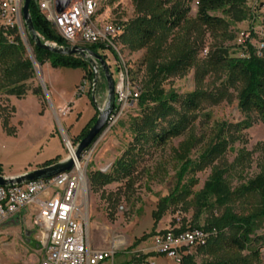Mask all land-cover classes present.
I'll return each mask as SVG.
<instances>
[{"label": "rangeland", "instance_id": "rangeland-1", "mask_svg": "<svg viewBox=\"0 0 264 264\" xmlns=\"http://www.w3.org/2000/svg\"><path fill=\"white\" fill-rule=\"evenodd\" d=\"M259 1V0H258ZM96 22L100 25L118 23L123 25L133 19L134 5L131 0H119L109 4L100 0ZM245 18L236 21L231 14L221 11L211 13L223 18L227 25L217 30H209L196 18L195 0L190 3V11L182 26L174 30L173 44L164 52L167 60L177 54L184 43L197 47L198 59H204L215 48H224L230 56H239L236 44L241 31H258L262 11L257 10L256 0L241 3ZM16 21V20H15ZM4 22L0 18V24ZM18 31L22 42L28 44L26 56L30 58L32 49L27 34L18 20ZM255 35V32H253ZM257 35V34H256ZM251 40L254 43L258 36ZM105 61L115 80L120 64L129 69L133 81L142 85L146 78L143 64L145 49L131 52L118 38L114 47L104 46ZM33 57V54H32ZM31 60V59H30ZM33 75L26 82L27 92L16 97L0 90V172L4 176L19 175L40 168L46 161L56 160L65 155L79 140L77 136L95 114V108L87 97L91 83L86 79V86L80 92L81 69L53 68L48 62L40 65L34 57L31 60ZM35 64V67H34ZM222 76L208 73L203 83L197 86L195 69L190 68L181 76H170L163 82L165 91L172 90L178 95H185L195 90L225 94V99L218 104L204 101L196 112V119L191 128L182 136L173 138L161 146L145 145L129 177L113 181L99 189L91 188L88 174L94 171L109 173L116 159L122 157L132 146L133 135L130 131L132 120L140 114L136 101L112 124L106 123L104 130L78 159L85 178V191L79 198V212L84 234L92 250H112L113 258L103 264H129L136 254H152L144 261L146 264H180L165 255L154 251V238L167 230L200 229L223 208L202 206L196 194L203 187L211 168L195 175L197 184L191 189V195L177 205H170L160 219L154 223L153 212L159 201L168 196L177 187L179 163L174 157L178 143L192 134L201 140L190 153L195 160L222 124H235L243 119L237 108L239 86L227 89L221 86ZM39 89L37 94L33 91ZM96 104L101 107L106 97V84L100 72L95 87ZM67 104L68 108L56 109L57 105ZM60 110V111H59ZM229 143L226 153L214 164L228 167L231 186L235 187L251 179L264 169V124L253 120L247 128H229ZM137 151H134L136 153ZM189 176H185L184 183ZM234 207V211H238ZM29 211L24 210L8 221H17L15 225L0 224V264H39L43 251L36 242L35 231L31 241L24 235L31 226ZM210 236L214 229L205 231ZM212 234V235H211ZM256 234L263 238L258 264H264V223L257 227ZM144 238V239H143ZM37 244V245H36ZM197 247L187 252L195 256L197 263L203 258L196 252ZM184 251L185 254L187 253Z\"/></svg>", "mask_w": 264, "mask_h": 264}, {"label": "trees", "instance_id": "trees-1", "mask_svg": "<svg viewBox=\"0 0 264 264\" xmlns=\"http://www.w3.org/2000/svg\"><path fill=\"white\" fill-rule=\"evenodd\" d=\"M107 1L114 4L119 0ZM131 1L135 15L123 25L118 41L131 52L145 49L143 64L146 68V78L140 85V95L136 100L140 114L130 124L132 146H129L122 157L116 159L109 173L94 171L88 174L91 188L99 189L113 181L129 177L137 157L142 149L147 147L145 145L161 146L173 138L182 136L193 125L197 117L196 112L204 101L218 104L225 99V94L220 91L209 93L195 90L185 95H178L172 90L165 91L162 84L168 77L181 76L190 68H194L195 81L197 86H200L208 73L222 76L221 86L225 89L239 86L237 108L243 119L235 124L220 125L213 137L203 144L204 148L195 160H191L190 153L201 140L190 134L178 143L173 150L179 163L177 187L159 201L153 218L156 223L170 205L185 201L197 184L195 175L211 168L203 187L196 194L197 200L204 207L223 208V212L200 228L203 231H216L207 238L204 245L197 247L196 252L203 257L200 262L197 263L195 256L186 250L187 253L182 255L180 264H258L263 238L256 234V230L264 223V169L251 179L233 187L228 167L214 164L227 151L229 128H247L255 119L264 124V49L258 56L253 46L248 45L244 56L234 57L224 48H215L206 58L198 59L197 47L186 42L178 49L176 55L167 60L164 52L174 41L170 35L186 21L193 0ZM244 1L195 0V18L209 30L224 28L226 21L211 13L221 11L227 15L231 14L236 21L243 20L246 16L241 3ZM256 2V8L260 10L264 1ZM29 13L34 29L40 37L59 46L68 45L41 12L36 0L30 1ZM27 40L38 64L48 62L53 68H79L84 72L82 79H89L92 85L93 73L85 59L50 53L37 48L28 35ZM83 46L105 59L104 45ZM26 50L16 25L0 27V90L3 93L21 97L27 92L26 82L33 75V67L30 58L26 56ZM39 91L36 89L33 93L37 94ZM87 97L93 105L91 91ZM96 116L95 108V114L77 136L78 140L85 136ZM57 161H46L41 167ZM185 176L189 177L181 183ZM235 206L239 208L236 212ZM152 255L153 253L136 254L128 263L145 264L144 260Z\"/></svg>", "mask_w": 264, "mask_h": 264}, {"label": "built area", "instance_id": "built-area-1", "mask_svg": "<svg viewBox=\"0 0 264 264\" xmlns=\"http://www.w3.org/2000/svg\"><path fill=\"white\" fill-rule=\"evenodd\" d=\"M46 19L58 30L68 45L101 44L114 47L122 32L118 23L100 25L96 14L100 0H71L60 13L56 12L55 0H36ZM264 1V0H259ZM22 0H0V24L4 27L18 26ZM257 4V2H256ZM264 10V3L259 11ZM260 17L258 31L251 28L258 40L253 44V32L241 31L236 44L240 56L253 46L256 55L264 49V12ZM16 20V21H15ZM86 86L81 80L80 92ZM140 85L136 84L125 64H120L114 80V106L107 123H114L139 97ZM65 106L62 113L66 111ZM60 111V110H59ZM71 149V146L68 147ZM84 154V153H83ZM84 155H82L83 157ZM70 171L57 176L31 181L22 185L0 186V224L27 210L32 214L31 226L36 242L43 251L39 264H100L113 258L112 250H92L84 234L78 200L85 191V178L78 160ZM208 234L202 229L167 230L154 238V251L181 262L182 253L206 243ZM146 264V263H145Z\"/></svg>", "mask_w": 264, "mask_h": 264}, {"label": "water", "instance_id": "water-1", "mask_svg": "<svg viewBox=\"0 0 264 264\" xmlns=\"http://www.w3.org/2000/svg\"><path fill=\"white\" fill-rule=\"evenodd\" d=\"M30 1L31 0H22L20 8L21 22L26 31V34L39 49L63 56L80 57L88 62L93 73L91 85V101L93 103V106L97 110V116L93 125L90 127L85 136L82 137L79 142L72 148L73 156L69 154L66 158L59 160L51 165L36 168L19 175L4 176L0 174V186L2 187L22 185L35 180L48 179L57 176L58 174L70 171L73 167L74 160H78L82 156L83 152L104 130L108 121V117L113 111L114 106V80L105 59L100 54L91 51L87 47L79 45L59 46L40 37V35L34 29L29 13ZM70 1L71 0H55L56 12L60 13L61 11H63L68 6ZM24 44L26 48H28V44L25 41ZM30 59L33 61L32 54H30ZM100 72H102L106 84V97L101 107L96 104L94 97V91L98 82ZM5 224L15 225L17 224V221H8Z\"/></svg>", "mask_w": 264, "mask_h": 264}, {"label": "crops", "instance_id": "crops-1", "mask_svg": "<svg viewBox=\"0 0 264 264\" xmlns=\"http://www.w3.org/2000/svg\"><path fill=\"white\" fill-rule=\"evenodd\" d=\"M83 74H84V72H83V70H81V72H80V78L81 77H83ZM67 104H70V103H66L65 105H57V107H56V109H62V108H64L65 106H68ZM91 119V118H90ZM67 157V155H65V156H63V157H60L59 159H57L58 161L59 160H62V159H64V158H66ZM104 262H107V260L106 261H104ZM104 262H102V263H100V264H103ZM158 264V263H157Z\"/></svg>", "mask_w": 264, "mask_h": 264}, {"label": "flooded vegetation", "instance_id": "flooded-vegetation-1", "mask_svg": "<svg viewBox=\"0 0 264 264\" xmlns=\"http://www.w3.org/2000/svg\"><path fill=\"white\" fill-rule=\"evenodd\" d=\"M33 233H34V230L33 229L27 230L26 235H24V239L26 241H31L30 238H32Z\"/></svg>", "mask_w": 264, "mask_h": 264}, {"label": "bare ground", "instance_id": "bare-ground-1", "mask_svg": "<svg viewBox=\"0 0 264 264\" xmlns=\"http://www.w3.org/2000/svg\"><path fill=\"white\" fill-rule=\"evenodd\" d=\"M69 154H70L71 156H73L72 148L69 150L68 155H69ZM74 162H75V164H77L75 160H74ZM77 165H78V164H77Z\"/></svg>", "mask_w": 264, "mask_h": 264}]
</instances>
